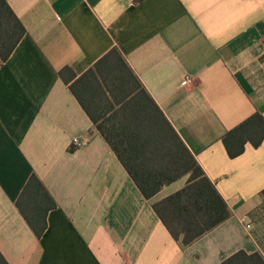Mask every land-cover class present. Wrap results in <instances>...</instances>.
<instances>
[{"label":"crops","instance_id":"1","mask_svg":"<svg viewBox=\"0 0 264 264\" xmlns=\"http://www.w3.org/2000/svg\"><path fill=\"white\" fill-rule=\"evenodd\" d=\"M7 2L26 30L0 61V252L9 264H223L239 251L264 257V141L235 159L223 143L254 114L264 117V0ZM114 48L232 212L188 247L161 223L60 76L69 68L80 78ZM74 139L86 143L74 146ZM33 174L57 205L41 238L17 206Z\"/></svg>","mask_w":264,"mask_h":264},{"label":"trees","instance_id":"2","mask_svg":"<svg viewBox=\"0 0 264 264\" xmlns=\"http://www.w3.org/2000/svg\"><path fill=\"white\" fill-rule=\"evenodd\" d=\"M26 30L7 0H0V61L6 63ZM61 78L89 115L142 195L171 236L183 247L197 242L229 220L232 212L157 106L119 49L114 48L83 76L66 68ZM264 117L257 113L229 131L223 143L230 158L259 148ZM71 151H74L72 149ZM187 178L179 191L154 201L164 187ZM17 206L34 234L41 238L47 215L57 207L43 182L32 175ZM0 264H9L0 252ZM223 264H264L260 253L239 251Z\"/></svg>","mask_w":264,"mask_h":264},{"label":"built area","instance_id":"3","mask_svg":"<svg viewBox=\"0 0 264 264\" xmlns=\"http://www.w3.org/2000/svg\"><path fill=\"white\" fill-rule=\"evenodd\" d=\"M191 82V80L189 79V78H187L186 80H185V84H188V83H190ZM86 142H85V140H84V142L82 141H80L79 139H74V141H73V145L74 146H81V145H83V144H85Z\"/></svg>","mask_w":264,"mask_h":264}]
</instances>
